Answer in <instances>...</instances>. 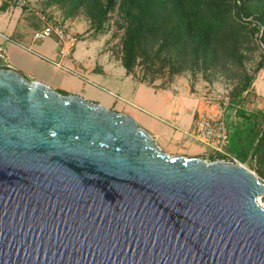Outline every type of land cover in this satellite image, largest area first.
Wrapping results in <instances>:
<instances>
[{"label":"water","instance_id":"1","mask_svg":"<svg viewBox=\"0 0 264 264\" xmlns=\"http://www.w3.org/2000/svg\"><path fill=\"white\" fill-rule=\"evenodd\" d=\"M264 185L0 66V264H264Z\"/></svg>","mask_w":264,"mask_h":264},{"label":"rangeland","instance_id":"2","mask_svg":"<svg viewBox=\"0 0 264 264\" xmlns=\"http://www.w3.org/2000/svg\"><path fill=\"white\" fill-rule=\"evenodd\" d=\"M4 4L14 7L13 9H10L15 11L13 20H15L16 15H18L22 9H24V11L28 10V8L25 7L20 8L8 3ZM29 6H31L34 11L45 15L50 22L63 25L66 24L69 26L78 38V43L71 57L66 58L62 63L67 69L73 70L88 78L89 83L82 82V80L71 71L68 72L60 69L37 54H43L52 60L59 61L60 55L56 57L46 51L47 49H54L59 46L58 40L54 37L45 41H34V43L26 44L32 51H28L25 48L23 49L20 46L14 47L13 44L11 45V43H8L10 40H6L4 38L5 36H3L10 35L4 27L5 20L8 19L10 14V11L8 10L0 11V46L12 50L13 58L25 63L34 71V73H36L37 76L43 74L46 79L52 82L57 81L62 83L63 86L72 91L71 94L79 95L86 93L90 99L100 102L104 106L118 102L119 105H128L130 108L136 107L132 106L134 105V100H130L131 102L124 100H128V96H126L125 91L120 92L117 89L116 86L119 84L120 80L114 77V75L122 74L123 70L122 48L125 33L124 29L120 28L118 14L115 13L112 15L105 23L106 32L103 33L98 32L95 29L93 23L85 14L76 17H68L65 12L66 10L63 7L49 4V0H29ZM257 7H259V4L253 6V11L255 13H257ZM249 20H252V18H249ZM261 36L262 34L257 35L255 40L242 50L244 54L242 64L236 66L232 65L224 69V71L221 70L215 73H193L185 71L179 75H170L168 69L159 71L155 68L149 69L148 67H145L142 64V60L139 58L137 66L134 68L133 72L127 74L134 77L139 82H144L158 89H167L173 84L182 89H190L191 92L201 98L208 107L215 106L220 113V118L226 120L230 129L233 128L232 126L243 124V138L239 140L240 142L236 140V138L231 140V151L236 156L240 154V151L243 152L242 157L240 158L242 163L250 170L254 171L259 178L263 179L264 153L258 155L256 163L247 164V161L250 157V152L253 146L258 142V138H255V135L258 133L257 131L264 129V118L261 120L260 126L257 130H255L256 133H251L248 129H245L246 126L243 123L244 116L238 115L237 113V109L240 108L245 113H264V44L260 40ZM76 61L85 63L86 68L93 67V65L95 67L100 65L108 72L113 73V77H107V79L110 80V83L103 81L104 79L102 78L106 77V75L99 71L89 74L85 69L77 66L75 64ZM261 64L263 67L258 69ZM96 68L100 67L98 66ZM45 77H42V79ZM244 77H251L253 79L249 91L243 93L240 97L239 91L243 87L242 81H244ZM113 83H115V85ZM241 101L242 103H239ZM138 105L144 108V111L147 112L144 114L156 120L160 129L164 128L162 125L169 126L166 124H176L166 115L153 111L147 106H143L142 103ZM225 116H228L229 118L226 119ZM161 120L164 121V123ZM139 125L141 126V124ZM177 126L181 130L187 129L182 123L177 124ZM179 134L182 133L179 132ZM179 136L180 135L177 137L179 138ZM186 138V141L181 140L183 143L180 142L179 144V139L177 140V138H175L171 140L170 147L165 149L162 148L163 151L166 153H168L167 151L177 152L178 150L186 153H188V151H190V153L201 151L205 152L204 158L209 154L206 146L200 144L191 137ZM168 154L177 156L176 153ZM258 204L264 208V197L258 198Z\"/></svg>","mask_w":264,"mask_h":264},{"label":"trees","instance_id":"3","mask_svg":"<svg viewBox=\"0 0 264 264\" xmlns=\"http://www.w3.org/2000/svg\"><path fill=\"white\" fill-rule=\"evenodd\" d=\"M49 4L63 7L68 17L85 14L103 33L105 23L118 14L125 33L122 65L128 74L139 58L145 67L168 69L170 75L215 73L242 64V50L257 35L262 34L264 44V0H49ZM255 4H259L257 13ZM252 79L244 77L240 97L249 91ZM237 113L244 116L245 129L256 133L264 113H245L241 108ZM242 125L232 126L231 140L243 138ZM257 132L252 157L264 153V129Z\"/></svg>","mask_w":264,"mask_h":264},{"label":"crops","instance_id":"4","mask_svg":"<svg viewBox=\"0 0 264 264\" xmlns=\"http://www.w3.org/2000/svg\"><path fill=\"white\" fill-rule=\"evenodd\" d=\"M13 8L14 7L8 6L3 2H1L0 4V11L1 10L10 11L9 17L8 19L5 20V25H4L5 29L10 33V35L8 36L3 35V36H5L4 37L5 39L10 38V41H8V43H11V45L13 44L14 47L20 46L21 48L24 49L25 47L28 46L26 44L34 43L33 35L36 31H38L44 26V22L40 17V12L34 10L24 11V9H22L21 12L18 15H16L15 20H13L15 16V11L10 10ZM11 51L12 50L0 46V66L10 67L58 91H63L68 94H71L72 91L70 89H67L65 86H63L62 83H59L57 81L52 82L46 79V77L43 74L38 75L39 76L38 77L36 73H34V71L30 69V67H28L25 63L14 59ZM46 51L48 53L53 54L56 57L59 56V46H57L54 49H47ZM37 54L40 57L45 56L43 54H39V53ZM75 64L85 69L86 72H88L89 74H93L94 72L99 71L102 74L106 75V77L102 78L104 79L103 81L106 83H110V80H108L107 77L109 76L113 77V73L108 72L100 65L96 66V67L99 66L100 68H96L94 65L93 67L86 68L85 63H82L81 61H76ZM81 76L85 77L83 75ZM42 77L45 78L42 79ZM114 77L120 80L119 84L116 86L117 89L120 92L125 91L126 96H128L127 97L128 100L127 99L124 100L128 102H131L130 100H134L138 104L142 103L143 106H147L153 111H156L162 115H166L168 118H170L176 123V124H171L168 122L169 124L166 125H169L170 127L162 125L164 128L160 129L156 120L144 114L147 112L144 111V108L140 107L135 102L134 105H132L133 107L136 106L135 108H130L128 105H124V104L119 105L118 102H115L112 105L111 104L105 105L107 108L111 110L123 114H128L134 117L135 120L139 124H141V126L156 139L159 146L163 149L169 148L170 142H172L171 140L175 138H177V140L179 139L178 144L180 142L183 143L182 141L187 139L186 137H188L184 134V131L192 130L194 128L198 115L205 114L209 117H221L219 116L220 113L215 106L208 107L206 103H204L202 99L199 98L197 95L193 94L190 89L187 88L182 89L175 84H173L171 87H168L167 89H158L152 85H148L146 83L137 81L134 77L127 74V71L124 67L122 70V74L114 75ZM80 79L84 83H89V79L86 77H85L86 80H83L82 78ZM113 84L115 85V83ZM79 96L84 97L92 102L101 104L100 102H96L90 99L86 93L79 94ZM225 118L228 119V116L227 117L225 116ZM162 122L164 123V121ZM180 123H182V125L187 129L181 130L180 128H178L177 124ZM178 131L181 132L182 134H179ZM178 135H180L179 138L177 137ZM167 152L171 154L176 153L177 156L184 155L188 157H197L201 159L204 158L205 155V152H201V151H197L194 153H190V151L186 153L179 150L177 152H170V151Z\"/></svg>","mask_w":264,"mask_h":264},{"label":"built area","instance_id":"5","mask_svg":"<svg viewBox=\"0 0 264 264\" xmlns=\"http://www.w3.org/2000/svg\"><path fill=\"white\" fill-rule=\"evenodd\" d=\"M3 3H8L13 6L20 8H28V11H33V8L29 6V0H0ZM40 17L44 22V26L36 31L33 35L34 41H45L49 38H56L59 42V55L60 60H52L47 56H41L45 60L49 61L54 66L63 69L65 71H71L78 77L86 80L80 74L73 70L67 69L63 65V60L71 57L75 47L78 43V38L72 32V30L66 24H56L50 22L48 18L40 13ZM6 40H10L6 38ZM28 51H32L30 47H25ZM184 134L188 137L193 138L200 144L207 147L209 154L202 158L206 161H223L232 162L248 168L242 161L231 151V134L228 123L225 119L220 117H209L205 114L198 115L195 126L192 131H184ZM257 156H251L248 163H256ZM249 169V168H248ZM250 170V169H249ZM252 171V170H251ZM256 174L254 171H252ZM259 178V177H258ZM261 183L264 185V178H259Z\"/></svg>","mask_w":264,"mask_h":264}]
</instances>
